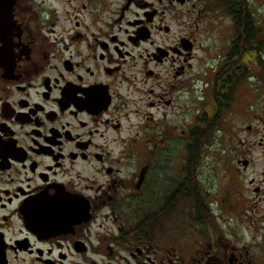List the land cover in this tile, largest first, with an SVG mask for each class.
Instances as JSON below:
<instances>
[{
	"label": "flooded vegetation",
	"instance_id": "af4514ba",
	"mask_svg": "<svg viewBox=\"0 0 264 264\" xmlns=\"http://www.w3.org/2000/svg\"><path fill=\"white\" fill-rule=\"evenodd\" d=\"M256 6L0 0V264H264ZM191 94L237 131L218 185L191 176Z\"/></svg>",
	"mask_w": 264,
	"mask_h": 264
},
{
	"label": "rangeland",
	"instance_id": "374dc122",
	"mask_svg": "<svg viewBox=\"0 0 264 264\" xmlns=\"http://www.w3.org/2000/svg\"><path fill=\"white\" fill-rule=\"evenodd\" d=\"M257 6L260 10V16L264 15V0H256ZM195 73V68L191 71V74ZM192 78V77H191ZM195 83H191L194 85ZM193 88L191 89V91ZM197 108L194 104V97L191 94V146H194L197 150H199L200 155H196L193 159H191V176L194 180L198 178H203L208 184V179H210L212 185H218L220 179L218 177L219 173L222 172V161L223 156L230 153V150L235 145V134L236 130H215V129H205L197 126L196 121L198 116L196 114ZM196 130H203L206 133H209V130H215V133L210 134L207 139H199V141H195L192 139L193 133L197 132ZM181 139H184L181 137ZM203 140V141H201ZM195 141V142H194ZM224 142V144H222ZM180 146H183V143H180ZM196 178V179H195ZM167 183L172 184V181L166 180ZM181 226V230L184 229L185 232L188 231L186 224L188 221L178 220ZM183 231V232H184ZM177 238H186L182 235V232L176 233Z\"/></svg>",
	"mask_w": 264,
	"mask_h": 264
},
{
	"label": "trees",
	"instance_id": "16d2710c",
	"mask_svg": "<svg viewBox=\"0 0 264 264\" xmlns=\"http://www.w3.org/2000/svg\"><path fill=\"white\" fill-rule=\"evenodd\" d=\"M196 131L197 132H194L193 133V137H192V139L195 140V141H199V139H203V138L207 139L208 136L210 134H212V132L215 133V130H209L210 131L209 133H206L203 130H196ZM201 141H203V140H201ZM198 153H199V150H197L194 146H191V157L194 158L196 155H200Z\"/></svg>",
	"mask_w": 264,
	"mask_h": 264
}]
</instances>
